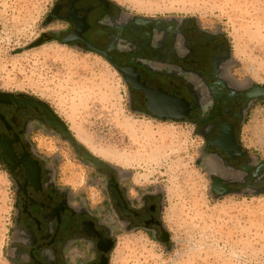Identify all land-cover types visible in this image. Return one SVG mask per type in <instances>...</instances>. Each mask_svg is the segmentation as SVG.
<instances>
[{"label": "flooded vegetation", "instance_id": "obj_1", "mask_svg": "<svg viewBox=\"0 0 264 264\" xmlns=\"http://www.w3.org/2000/svg\"><path fill=\"white\" fill-rule=\"evenodd\" d=\"M44 27L41 45L94 53L115 67L134 114L192 126L204 139L202 158L215 197L264 195V157L241 140L250 113L264 107L258 91L264 86L234 78L232 49L220 29L192 18L136 15L120 0H57ZM54 114L36 98L0 92V166L15 190L10 264H111L120 233L143 232L170 247L161 191L133 192L131 175L85 157L89 152ZM58 117L73 140L63 136ZM223 128L234 131L231 156L212 144ZM69 163H85L100 180L108 219L63 185ZM218 180L227 187L222 196L213 189Z\"/></svg>", "mask_w": 264, "mask_h": 264}, {"label": "rangeland", "instance_id": "obj_2", "mask_svg": "<svg viewBox=\"0 0 264 264\" xmlns=\"http://www.w3.org/2000/svg\"><path fill=\"white\" fill-rule=\"evenodd\" d=\"M56 1L0 0V92L49 105L93 157L132 176L133 192L161 191L171 246L143 232L120 233L111 264H264V195L215 197L204 139L192 126L134 114L122 75L103 57L56 43L34 46ZM120 1L136 15L192 18L220 29L232 49L234 78L264 86V0ZM258 108L264 107L250 113L241 140L263 157L252 146L264 143V110ZM77 166L86 174L92 206L108 219L101 182L85 163ZM14 215V184L0 166V264H10Z\"/></svg>", "mask_w": 264, "mask_h": 264}, {"label": "crops", "instance_id": "obj_3", "mask_svg": "<svg viewBox=\"0 0 264 264\" xmlns=\"http://www.w3.org/2000/svg\"><path fill=\"white\" fill-rule=\"evenodd\" d=\"M258 113L263 112L264 108H258ZM260 110V111H259ZM261 114V113H259ZM254 147V150L264 154V143H261V141L256 142L255 144H252ZM264 157V155H263ZM67 173L63 178V185L67 186L69 190H71L72 194L75 193L76 190L81 192L83 195V200H85V203L90 207L91 211L95 212V210L98 207H93L92 204H94V197H90L88 194V187L86 186V174L84 171H82V168L73 166L72 164L67 165ZM88 174L91 175L93 179L96 177L93 175L92 171H88ZM97 179V180H96ZM95 181L100 182L98 178H96ZM94 181V182H95ZM96 183V182H95ZM77 193V192H76Z\"/></svg>", "mask_w": 264, "mask_h": 264}, {"label": "water", "instance_id": "obj_4", "mask_svg": "<svg viewBox=\"0 0 264 264\" xmlns=\"http://www.w3.org/2000/svg\"><path fill=\"white\" fill-rule=\"evenodd\" d=\"M39 45L40 43L38 42L34 46H39ZM258 91L260 95L264 96V88H258ZM2 95L10 96L11 94L2 93ZM153 106H155V104ZM180 106L181 107L184 106L185 108L188 107L187 104L184 103L183 101L180 102ZM151 109H152V105H151ZM54 116L57 117V115L55 114ZM58 120L60 121V124H61V130L63 132V136L65 138H69L73 140L74 138L72 137L71 133L67 129L66 125L63 123V121H61V119H59V117H58ZM212 144L219 147L222 151H224L225 153H228L231 156L232 151L234 150L233 148L234 147V131L232 130V128H223L219 133V137L216 139V141L212 142ZM82 149L84 148L82 147ZM85 157L90 158V157H93V155L91 153H88V155H85ZM221 188H227V187L222 186L221 180L216 181L213 186V189L218 191L220 195L222 196L223 194L220 192Z\"/></svg>", "mask_w": 264, "mask_h": 264}]
</instances>
